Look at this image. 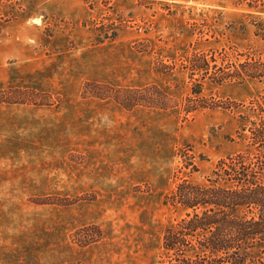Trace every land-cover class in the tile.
Returning a JSON list of instances; mask_svg holds the SVG:
<instances>
[{
    "label": "rangeland",
    "instance_id": "374dc122",
    "mask_svg": "<svg viewBox=\"0 0 264 264\" xmlns=\"http://www.w3.org/2000/svg\"><path fill=\"white\" fill-rule=\"evenodd\" d=\"M17 1L0 38V91L34 101L0 103V264H165L164 230L185 215L172 190L241 147L245 108L185 117L83 89L157 84L183 102L189 59L244 60L238 52L263 46L264 12L252 0ZM202 85L210 104L248 105L262 91L254 80ZM184 153L198 171H179Z\"/></svg>",
    "mask_w": 264,
    "mask_h": 264
},
{
    "label": "trees",
    "instance_id": "16d2710c",
    "mask_svg": "<svg viewBox=\"0 0 264 264\" xmlns=\"http://www.w3.org/2000/svg\"><path fill=\"white\" fill-rule=\"evenodd\" d=\"M19 5L17 0H0V38L18 15ZM249 5L264 12V0H252ZM254 26L263 46L238 52L244 60L218 65L214 54L209 60L204 52L189 59V77L195 85L191 89L193 96H187L183 102L172 98L157 84L117 88L88 82L83 89L85 98H111L127 110L138 106L157 109L180 106L185 117L199 107L222 106L231 111L245 108L239 113L237 131L241 147L220 158L202 181L182 177L172 190L171 204L184 210L185 215L164 230L165 264H264V18ZM223 57L227 55L224 53ZM210 61L215 63L211 66ZM206 78L216 84L254 80L262 84V91L248 105L234 101L210 104L199 96L202 80ZM0 95V103L34 101L23 96H3L2 91ZM184 154L187 158L179 171L185 172L183 168L190 169L187 174L198 171L192 156Z\"/></svg>",
    "mask_w": 264,
    "mask_h": 264
}]
</instances>
